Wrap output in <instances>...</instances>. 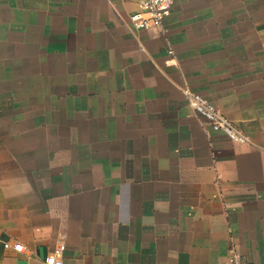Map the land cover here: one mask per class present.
Segmentation results:
<instances>
[{
	"label": "crops",
	"instance_id": "crops-1",
	"mask_svg": "<svg viewBox=\"0 0 264 264\" xmlns=\"http://www.w3.org/2000/svg\"><path fill=\"white\" fill-rule=\"evenodd\" d=\"M139 1L0 0V264H264V0Z\"/></svg>",
	"mask_w": 264,
	"mask_h": 264
},
{
	"label": "built area",
	"instance_id": "built-area-1",
	"mask_svg": "<svg viewBox=\"0 0 264 264\" xmlns=\"http://www.w3.org/2000/svg\"><path fill=\"white\" fill-rule=\"evenodd\" d=\"M173 0H140L139 9L130 15L132 26L139 31L160 27L166 17L171 14ZM192 105L196 112L207 122L210 128L220 130L226 135L236 137L243 142H250L248 136L232 121L220 113L204 97L192 98ZM5 248H10L9 243H5ZM13 248L22 251L23 245L15 243ZM232 261L239 264L238 254L232 251ZM54 258L46 259V264H53Z\"/></svg>",
	"mask_w": 264,
	"mask_h": 264
}]
</instances>
